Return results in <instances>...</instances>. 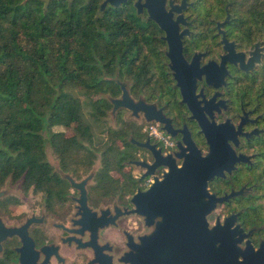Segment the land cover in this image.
Instances as JSON below:
<instances>
[{
  "label": "flooded vegetation",
  "instance_id": "af4514ba",
  "mask_svg": "<svg viewBox=\"0 0 264 264\" xmlns=\"http://www.w3.org/2000/svg\"><path fill=\"white\" fill-rule=\"evenodd\" d=\"M171 1L161 25L136 0H98L100 17L132 18L99 59L110 84L97 114L39 119L48 184L0 182V264H264V42Z\"/></svg>",
  "mask_w": 264,
  "mask_h": 264
},
{
  "label": "trees",
  "instance_id": "16d2710c",
  "mask_svg": "<svg viewBox=\"0 0 264 264\" xmlns=\"http://www.w3.org/2000/svg\"><path fill=\"white\" fill-rule=\"evenodd\" d=\"M218 2L248 30V40L253 26L264 29V0ZM97 3L0 0V182L23 174L26 184H48L39 162V119L69 123L85 106L97 114L103 100L94 96L110 84L98 75L99 59L112 55L117 23L132 19L128 12L100 17Z\"/></svg>",
  "mask_w": 264,
  "mask_h": 264
},
{
  "label": "rangeland",
  "instance_id": "374dc122",
  "mask_svg": "<svg viewBox=\"0 0 264 264\" xmlns=\"http://www.w3.org/2000/svg\"><path fill=\"white\" fill-rule=\"evenodd\" d=\"M205 1H206V3H200L199 0H196V4H198V5H213V6H215L213 13L216 15V17L220 20H223L225 18V14H224L225 11L223 12V10H222L223 9L222 3H219L218 0H205ZM229 27L232 30L231 31L232 36H234L238 40H240L241 43L247 44L249 42L247 39L248 30L240 27V23L234 22L233 24L229 25ZM252 29H253V31L251 33L252 37L250 38V40L253 39L255 41L264 42V29H262L261 32H260L259 28H256V26H253ZM262 34H263V36H261ZM263 81H264V78H263ZM98 95H95L94 98H100ZM107 118H112V116L108 115ZM108 121L112 122V119H108ZM95 129L97 130V127ZM66 132L71 133L72 130L70 128H68V129H66ZM3 184H7L6 187L8 186L9 188H11V192H13L14 194L20 195V189L18 187V184H21L20 180H18L16 182H10L9 179H6L5 183H3Z\"/></svg>",
  "mask_w": 264,
  "mask_h": 264
},
{
  "label": "water",
  "instance_id": "95a60500",
  "mask_svg": "<svg viewBox=\"0 0 264 264\" xmlns=\"http://www.w3.org/2000/svg\"><path fill=\"white\" fill-rule=\"evenodd\" d=\"M106 1H110L111 3H114L115 4V3H118V1H121V0H104V2L102 3V5L104 3H106ZM169 3L172 4V1L170 0ZM164 4H165V0H144L143 2H141V0H136V2H135V5L137 6L138 11L141 9L142 6L148 7L151 16L154 19H156L161 25H162L161 22L163 21V19L159 15L161 13H163V11H164L163 10ZM181 4L182 5L185 4V0H182ZM229 17H230V14L227 13L225 19L222 22H219V24H222L224 21H227L229 19ZM222 40L225 42V46L226 47H229V52L232 53V49L230 47V45L233 44L232 41H229L225 37L224 34L222 35ZM262 48H264V46ZM247 64L248 65H251L250 59L248 60ZM243 66H244V64H243ZM113 102H114V105L115 106H117L119 103H121V104H123V105H125L127 107H130L129 106V99L127 98L125 92H123V98L122 99H113ZM200 158H201L200 159L201 160L200 163H202V160H203L204 157H200ZM207 173H208V175H212L214 173H219V170L218 169H215V170L214 169H211L210 171H207ZM204 174H205V169H201L200 170V175L201 176H204Z\"/></svg>",
  "mask_w": 264,
  "mask_h": 264
},
{
  "label": "built area",
  "instance_id": "2783aa9c",
  "mask_svg": "<svg viewBox=\"0 0 264 264\" xmlns=\"http://www.w3.org/2000/svg\"><path fill=\"white\" fill-rule=\"evenodd\" d=\"M154 133H155L157 136H159V133H158V132H156L155 130H154Z\"/></svg>",
  "mask_w": 264,
  "mask_h": 264
}]
</instances>
